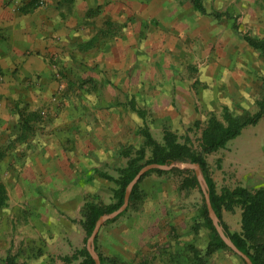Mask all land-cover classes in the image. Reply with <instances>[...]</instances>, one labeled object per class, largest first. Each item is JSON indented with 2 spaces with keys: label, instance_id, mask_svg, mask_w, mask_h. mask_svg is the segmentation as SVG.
Instances as JSON below:
<instances>
[{
  "label": "crops",
  "instance_id": "1",
  "mask_svg": "<svg viewBox=\"0 0 264 264\" xmlns=\"http://www.w3.org/2000/svg\"><path fill=\"white\" fill-rule=\"evenodd\" d=\"M41 1L42 4L40 0H0V143L12 144L0 161L5 175L0 171L5 184L7 180L11 187L7 191L9 197L13 194L15 199L8 205L13 206L8 210L12 219L2 245L0 239V256L11 253L20 264H34L35 258L40 259L30 252L39 248L41 235L47 238L51 254L58 249L62 251L63 225L81 219L80 206L75 213L71 208L67 210L69 217H65L57 204L47 201L34 204L26 200L27 196L52 194L58 199L63 194L87 192L85 187L90 184L84 180L89 179L91 171L99 164L120 161L119 148L127 142V107L111 105L112 84L114 87L117 81L121 82L122 66L126 69L127 45H100L97 41L86 49L80 45L95 35L99 37L108 22L113 26L118 23L122 33L120 24L129 15L131 0ZM215 1L218 4L213 10L229 12L248 33L264 38V0ZM33 2L38 4L34 6ZM141 10L144 4L140 5ZM214 20L229 21L227 39L215 37L205 45H229L224 50L231 59L226 65L220 66L217 61L209 64L214 73H205L201 79L212 81L213 86L210 91L201 92L199 108L233 100L252 105L263 91L258 70L263 68L264 61L252 47L240 52L239 45L246 48L248 44L238 36L240 26L238 32L232 29L233 19ZM100 48L103 54L99 56L96 51ZM113 57L120 67L114 72ZM85 71L98 88L65 89L68 82L65 83L61 72L80 80ZM120 90L116 95L119 98L123 96ZM125 96L127 101L134 98L128 93ZM194 101L192 98L189 111L194 110ZM26 118L32 131L28 137L19 139L22 119ZM77 179L81 189H77ZM75 229L77 239H82L83 229ZM43 255L46 258L47 254Z\"/></svg>",
  "mask_w": 264,
  "mask_h": 264
},
{
  "label": "rangeland",
  "instance_id": "2",
  "mask_svg": "<svg viewBox=\"0 0 264 264\" xmlns=\"http://www.w3.org/2000/svg\"><path fill=\"white\" fill-rule=\"evenodd\" d=\"M203 1L208 12L218 4L215 0ZM142 4L144 10L139 12ZM128 13L120 24L122 33H119L118 23V26H113L112 22H108L105 28L107 32L97 40L100 45H127L126 69L122 66L121 82L117 81L114 87L112 84L111 90V105L127 107V142L119 150L129 145L138 148L142 144L143 137L139 128L143 123L149 126L159 141L163 130L168 128L180 136L188 135L193 147L198 150L202 128L212 114L222 118L224 105L235 116H245L256 111L255 102L251 105L233 100L228 104L220 102L210 105L206 109L199 108L197 103L201 92L210 91L213 86L212 81L201 79L205 73H214L210 71L212 66L209 64L217 61L220 66L226 65L231 59L224 50L229 45H205L215 37L223 41L227 39L228 20L220 22L210 15H202L186 0H131ZM238 26L241 27V33L248 32L240 21ZM238 36L242 41L241 34ZM172 42L176 45H171ZM239 46L241 53L251 50L249 45L246 48L244 45ZM96 54H103V48L98 49ZM87 59H90L89 55ZM112 61V71L120 70L117 59L113 57ZM259 69V75L263 78L264 66ZM103 70L100 69L102 77ZM86 71L80 80H76L75 75L61 72L65 83L68 82L65 89L87 91L98 88L97 83L93 84V80L88 78ZM120 83L122 86L119 88ZM100 86L103 88L102 83ZM116 89H121V98L116 96L119 94ZM257 92L260 94L261 90ZM127 93L134 96L137 105L146 111L144 121L128 108ZM192 98L196 99L195 106L193 111L192 108L189 111L187 107L191 106ZM121 150L120 161L99 164L91 171L89 179L84 180L90 184L88 188L85 187L87 192L63 194L58 199L52 194H32L26 200L34 204L40 201L55 203L65 217H69L67 210L71 208L75 213L77 207H82L85 201L102 199L110 202L114 183L99 176L97 171L116 176L117 168L126 164ZM207 161L210 176L218 190L236 185L250 189L264 185V116L256 124L244 127L226 147L208 154ZM0 169L4 176L6 169L3 166ZM172 170L176 169L147 175L140 183L139 199L133 200L128 210L117 220L100 228L97 252L104 258V264H241L229 251L217 249L207 252L209 231L203 226L199 213L203 201L200 186L181 190L179 184L183 175ZM78 183L77 179L75 184ZM78 186L77 189H81ZM6 188L7 191L11 189L7 180ZM14 200L13 194L10 197L8 194L7 206L0 208L1 245L9 219H12L8 210L13 206L8 205L14 203ZM20 204L24 205V202ZM240 212V208L235 207L233 211L224 210L222 213L223 220L232 231L240 230ZM77 227L81 225L76 219L71 225H63L65 236L62 251L58 249L54 254L47 248V238L41 235L38 239L39 248L34 247V252H30L40 256V259L35 258L34 264H65L63 257L84 245L85 232L83 230V237L78 240L75 231ZM43 254H47L46 258L41 257Z\"/></svg>",
  "mask_w": 264,
  "mask_h": 264
},
{
  "label": "trees",
  "instance_id": "3",
  "mask_svg": "<svg viewBox=\"0 0 264 264\" xmlns=\"http://www.w3.org/2000/svg\"><path fill=\"white\" fill-rule=\"evenodd\" d=\"M186 1L191 4L195 11L202 15H210L214 19H221L223 17L233 19L232 29L238 32L236 17L231 16L229 12L217 10L208 12L203 0ZM37 4L38 2H33L34 6ZM100 31L99 36L106 33L104 30ZM240 34L242 39L250 47L255 49L264 61V38L252 35L248 32H240ZM98 38V35L93 36L88 41L82 43L80 48L86 49L88 45L95 43ZM262 84L263 91L255 100L256 111L248 113L245 116H235L232 115L229 112L228 107L224 105L222 107V118H218L213 114L209 116L207 124L201 130L199 141L200 149L198 150L193 147L188 135L180 136L175 131L168 128L163 130L162 139L159 141L153 136L149 126L143 123L139 128V133L143 137V142L138 148L129 145L121 150L122 155L126 158V164L117 168V175L113 176L104 171H97L99 176L114 183V186L112 187V200L110 202H105L102 199H96L85 201L83 203L80 209L81 219L79 223L85 232L84 245L75 249L71 255L64 256L63 260L65 264L72 262H75V264H94V260L87 251L85 243L98 217L117 209L122 204L125 187L143 165L149 163L168 165L174 161H191L199 164L201 173L208 187L212 207L219 218L220 224L223 226L225 233L240 250L250 257L253 264H264V185L253 189L243 185H236L234 187H222L218 190L215 182L210 176L209 164L207 161L208 154L226 147L227 143L238 136L244 127L256 124L264 116V77L262 78ZM127 102L130 110L136 112L144 121L146 111L137 105L134 98L128 99ZM27 122L28 118L22 119L23 127L19 139L28 137L31 133L30 131H32V128H30ZM196 124H198V122ZM11 147V143L5 145L0 143V161ZM173 169L176 170L172 171H176L183 175L179 184L181 190L199 187L196 176L192 170ZM151 172L163 173L165 170L152 169L146 172L132 188L129 204L126 209L115 218L105 222L104 225L117 220L128 210L133 200L139 199L140 183ZM7 203L8 192L0 171V208L7 206ZM235 207H239L241 210L240 230L232 231L228 224L223 220L222 213L224 210L233 211ZM199 213L202 218L203 226L209 231L207 252L222 249L235 255L217 234L211 219L208 217L204 200L199 207ZM97 241L98 235L94 240V248L96 252L98 251ZM97 254L100 258L101 264H104V258L100 253L97 252ZM237 258L241 264H244L242 259L239 257ZM0 264L20 263L17 261L15 255L7 253L4 257L0 258Z\"/></svg>",
  "mask_w": 264,
  "mask_h": 264
},
{
  "label": "water",
  "instance_id": "4",
  "mask_svg": "<svg viewBox=\"0 0 264 264\" xmlns=\"http://www.w3.org/2000/svg\"><path fill=\"white\" fill-rule=\"evenodd\" d=\"M173 168H177L180 170H192L194 172V175L196 176V179L198 181V184L200 186V190L203 195V200L207 209L208 217L211 219L213 226L216 229L217 234L220 236V238L223 240L225 245L240 259L244 261V264H253L250 257L244 253L242 250H240L230 239V237L225 233L223 226L220 224V220L217 217L211 201H210V194L208 191V187L206 184V181L201 173L200 166L196 162L191 161H174L171 162L168 165H161L159 163H149L143 165L139 171L135 174V176L132 178V180L127 184L124 191V197L122 204L115 210L102 214L98 217V219L95 221L94 227L90 233V235L86 239V249L91 255V257L94 260V264H101L100 258L95 251L94 248V240L97 237L100 228L104 225L105 222L108 220H111L115 218L118 214H120L122 211L126 209V207L129 204V198L131 194L132 188L135 186L136 183L140 180V178L149 170L152 169H160V170H170Z\"/></svg>",
  "mask_w": 264,
  "mask_h": 264
},
{
  "label": "built area",
  "instance_id": "5",
  "mask_svg": "<svg viewBox=\"0 0 264 264\" xmlns=\"http://www.w3.org/2000/svg\"><path fill=\"white\" fill-rule=\"evenodd\" d=\"M40 4H42V1L40 0Z\"/></svg>",
  "mask_w": 264,
  "mask_h": 264
}]
</instances>
